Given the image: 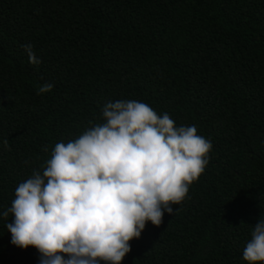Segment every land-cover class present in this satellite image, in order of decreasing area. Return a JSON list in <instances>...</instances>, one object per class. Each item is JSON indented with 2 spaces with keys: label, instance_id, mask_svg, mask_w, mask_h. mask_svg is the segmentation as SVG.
I'll list each match as a JSON object with an SVG mask.
<instances>
[{
  "label": "trees",
  "instance_id": "16d2710c",
  "mask_svg": "<svg viewBox=\"0 0 264 264\" xmlns=\"http://www.w3.org/2000/svg\"><path fill=\"white\" fill-rule=\"evenodd\" d=\"M119 100L212 143L185 199L146 222L121 264H247L264 217V0H0V213L57 143ZM13 219L0 215V264H39L11 244Z\"/></svg>",
  "mask_w": 264,
  "mask_h": 264
},
{
  "label": "clouds",
  "instance_id": "9594fccd",
  "mask_svg": "<svg viewBox=\"0 0 264 264\" xmlns=\"http://www.w3.org/2000/svg\"><path fill=\"white\" fill-rule=\"evenodd\" d=\"M21 47L30 64L42 63L32 44ZM52 88L45 83L37 94ZM102 115L104 123L57 143L42 171L33 169L0 213L14 217L6 224L11 244L36 248L39 264H121L129 241L146 222L159 226L164 212L173 214L171 205L185 199L209 162L212 143L195 125L177 127L144 102H108ZM243 260L264 264V217Z\"/></svg>",
  "mask_w": 264,
  "mask_h": 264
}]
</instances>
